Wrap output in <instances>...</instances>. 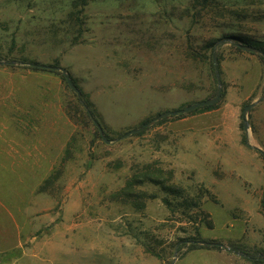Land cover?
<instances>
[{
    "label": "rangeland",
    "instance_id": "1",
    "mask_svg": "<svg viewBox=\"0 0 264 264\" xmlns=\"http://www.w3.org/2000/svg\"><path fill=\"white\" fill-rule=\"evenodd\" d=\"M229 36L264 47V0H0V56L14 63L0 66V264H255L177 252L196 235L264 264V60ZM214 57L219 103L119 140L215 97ZM150 163L202 197L210 226L160 186L121 192Z\"/></svg>",
    "mask_w": 264,
    "mask_h": 264
},
{
    "label": "trees",
    "instance_id": "2",
    "mask_svg": "<svg viewBox=\"0 0 264 264\" xmlns=\"http://www.w3.org/2000/svg\"><path fill=\"white\" fill-rule=\"evenodd\" d=\"M198 1L200 2V0H198ZM205 1L206 0H203V2H205ZM228 38H230V39H232L233 41L236 42L235 45H234V48L237 51H239V52H244V51L238 46V44L249 45L251 47H257V48L261 49L262 51H264V47L263 46L255 44L253 42H249V41H247L245 39L237 38V37H234V36H229ZM215 44H216V41L212 42V45H211L212 48L215 46ZM254 55H257L258 57H260L261 59L264 60V57L262 55H259V54H254ZM13 64H14L13 61H9V60L4 59L3 57L0 56V66H11V67H13L14 66ZM37 64L38 63H30V65H27L25 68H29V69L35 70V71L43 70V71L58 72V71H55V70L41 69V68L36 66ZM78 98H79L80 102L82 103V105L87 110L88 115L90 116V118L92 119L91 116H93V118L95 119V116H94L95 114H94V112H93V110L91 108V105H90L89 101L84 98V95L82 93H81V96L78 97ZM214 106L215 105H212V106H209V107H204V108L205 109H212ZM198 110H195L193 112H197ZM193 112H190V113H193ZM182 116H183V114L182 115L181 114L178 115V117H182ZM92 121H93V119H92ZM163 121H165V120H163ZM96 132H97L98 135H100L102 137V135L100 134L98 128H97ZM141 133H142V131L138 132L137 135H140ZM104 135H105L106 139L110 140L109 139L110 138L109 135L105 131H104ZM102 139H103V137H102ZM243 141H244L245 145L249 146L248 142H247V140L245 138H244ZM173 176H174L173 172H169L168 176L166 175V177H164L163 176V170L158 168L156 164L150 163L148 165H145L142 171L141 170H137L136 173H134L132 175L130 180H128L125 188L121 192H123L124 194H126L128 196L129 195L131 196V194L133 192V189H135L136 187L141 186V185L146 184V183L154 184L156 186H160L163 189V191H165L167 193H171L173 195L179 196V197H176V198L182 199L181 201H179L176 204L172 203L169 200H165L166 204L169 207H172L171 208L172 211H174L173 208L176 209V210L180 209L181 210L180 214L183 217L187 218V216H191L189 211L191 212L193 210H196V214H197L196 217L197 218L202 216L203 217V218H201L202 220L203 219L204 220H208L209 219L208 214H205L200 209V207H201L200 201H201L202 197H191V198L182 197L183 193L185 192L184 191L185 189H183L182 187L177 186V185L169 184V182L173 179ZM139 194H141V193H139ZM125 198H127L128 200H131L133 202H138L139 199H140V197H125ZM150 198H153V197H150ZM140 208L143 209V207H140ZM196 217H194V218L196 219ZM190 218H193V217H190ZM202 220H201V222H202ZM207 224L210 226L211 225V220H208ZM186 247H187V252L194 251V250H199V249L223 250V248L220 246V243H218L217 241H214V240L206 241V240H203L202 238H200L198 235L190 237V238H187V239H182L177 244L176 250H177V252H181V250L183 248H186ZM228 247L229 248L226 251H228L229 253H235V254L242 255V256L246 257L248 260L252 261L255 264L261 263L260 260L252 258L251 255L246 251L245 247L242 246V245L229 244ZM151 253H153V252H151ZM153 254L155 256H159L157 253H153Z\"/></svg>",
    "mask_w": 264,
    "mask_h": 264
},
{
    "label": "water",
    "instance_id": "3",
    "mask_svg": "<svg viewBox=\"0 0 264 264\" xmlns=\"http://www.w3.org/2000/svg\"><path fill=\"white\" fill-rule=\"evenodd\" d=\"M238 46L243 50V51H246V52H249V53H253V54H259V55H262L264 57V51H262L261 49L259 48H256V47H251V46H247V45H241V44H238ZM213 62L215 64V71H216V75H217V78H218V81H219V90H218V93L215 97H212V98H209V99H206V100H202V101H199L197 103H194L192 105H188L186 106L184 109H180V110H175V111H166L160 115H158L156 118H154L153 120L145 123L141 128L139 129H134V130H131L129 131L128 133L124 134L119 140L121 139H125V138H128L130 137L131 135L133 134H136L138 132H141L145 129H148L149 127H151L153 124H155L156 122H160L162 121L163 119L167 118V117H171V116H178L180 114H188L190 112H193L195 110H198L200 108H204V107H209V106H212V105H216L217 103L220 102L221 98H222V92H223V89L221 87V83H220V73H219V65L217 64V58L214 57L213 58ZM30 65V64H29ZM37 67L41 68V69H49V70H57L58 68L56 67H53V66H49V65H42V64H37L36 65ZM61 70L63 73H64V76H65V79L67 81V84L69 85V87L77 94L78 97L81 96V91L78 89V87L74 84V82L72 81L71 77L66 73V71L64 69H59ZM264 101V95L263 97L258 101V103ZM253 107V105H249L247 107H245L244 111H243V115H242V119L245 123L244 125V130L245 131H248V128H249V125L247 123V120H246V113ZM93 121H94V124L96 125V127L98 128L100 134L102 135L103 137V140L109 144L111 141L106 139L105 136H104V131H103V128L101 127V125L99 124V122L97 120H95L93 118V116H91ZM260 151L261 154L264 155V152L261 151L260 149H258ZM203 244V243H202ZM220 246L227 250L229 247L225 244H220ZM172 264H175V262H173Z\"/></svg>",
    "mask_w": 264,
    "mask_h": 264
},
{
    "label": "crops",
    "instance_id": "4",
    "mask_svg": "<svg viewBox=\"0 0 264 264\" xmlns=\"http://www.w3.org/2000/svg\"><path fill=\"white\" fill-rule=\"evenodd\" d=\"M199 250H202V249H199ZM195 251H198V250L190 251V252H188V253L195 252ZM206 251H207L208 253H211V252H214V251H215V252H218V254H219L220 256H223L222 254H224V253H221V251H219V250L211 251V249H206ZM223 252H226V253H227V251H225V249H223ZM188 253H186V254H185L182 258H180L177 262H179V261H181L182 259H184V257H186Z\"/></svg>",
    "mask_w": 264,
    "mask_h": 264
}]
</instances>
